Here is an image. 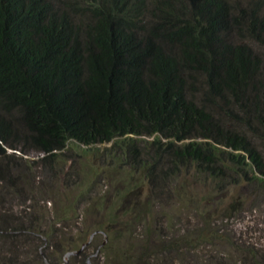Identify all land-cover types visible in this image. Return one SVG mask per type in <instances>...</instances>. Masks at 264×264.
<instances>
[{
	"label": "trees",
	"instance_id": "1",
	"mask_svg": "<svg viewBox=\"0 0 264 264\" xmlns=\"http://www.w3.org/2000/svg\"><path fill=\"white\" fill-rule=\"evenodd\" d=\"M233 1L0 0V154L54 158L71 142L115 141L136 161L133 137H153L152 156L136 166L156 184L183 168L263 182L261 153L243 131L254 125L264 140V105L250 91L261 60L229 34L245 26L264 44V0L239 17ZM200 76L202 101L191 93Z\"/></svg>",
	"mask_w": 264,
	"mask_h": 264
},
{
	"label": "rangeland",
	"instance_id": "2",
	"mask_svg": "<svg viewBox=\"0 0 264 264\" xmlns=\"http://www.w3.org/2000/svg\"><path fill=\"white\" fill-rule=\"evenodd\" d=\"M252 1L234 0L235 15ZM242 28H234L229 39L251 46L260 58L256 90L250 91L258 93L263 106L264 44ZM191 90L203 100V76ZM206 104L219 111L217 101ZM11 117L24 133L19 115ZM243 131L264 163V140L253 134L254 125ZM133 138L136 161L150 159L153 137ZM2 147L0 264H64L65 254L78 251L93 234L66 264H264L260 174L263 182L244 177L238 183L219 182L183 168L160 185L132 157H124L115 141L71 142L54 158Z\"/></svg>",
	"mask_w": 264,
	"mask_h": 264
},
{
	"label": "water",
	"instance_id": "3",
	"mask_svg": "<svg viewBox=\"0 0 264 264\" xmlns=\"http://www.w3.org/2000/svg\"><path fill=\"white\" fill-rule=\"evenodd\" d=\"M94 235H95V234H93V235L91 236V238H90V241H89L87 244L83 245L78 251H74V252H68V253H66L65 256H64V261H65L64 264L67 263L68 259H69L71 256H76V255L80 254V253L84 250V248H85V247L91 242V240H92V238L94 237Z\"/></svg>",
	"mask_w": 264,
	"mask_h": 264
}]
</instances>
